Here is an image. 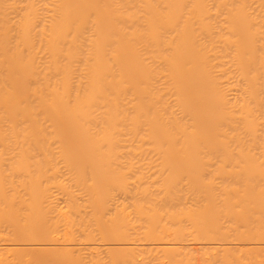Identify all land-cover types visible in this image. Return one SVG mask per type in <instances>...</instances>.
<instances>
[{
    "label": "bare ground",
    "instance_id": "1",
    "mask_svg": "<svg viewBox=\"0 0 264 264\" xmlns=\"http://www.w3.org/2000/svg\"><path fill=\"white\" fill-rule=\"evenodd\" d=\"M197 258L264 264V0H0V264Z\"/></svg>",
    "mask_w": 264,
    "mask_h": 264
},
{
    "label": "rangeland",
    "instance_id": "2",
    "mask_svg": "<svg viewBox=\"0 0 264 264\" xmlns=\"http://www.w3.org/2000/svg\"><path fill=\"white\" fill-rule=\"evenodd\" d=\"M196 254H197V253H196ZM198 254H199V252H198ZM198 254H197L196 256L199 258L200 255H198ZM198 258H197V261H196V262L194 261L195 259H194L193 261H194L195 263H197V264H201V263H199V262H200V259L198 260ZM198 261H199V262H198ZM194 262H192V263H194ZM195 263H194V264H195Z\"/></svg>",
    "mask_w": 264,
    "mask_h": 264
}]
</instances>
